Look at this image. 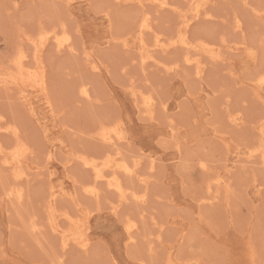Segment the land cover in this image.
<instances>
[{
	"label": "rangeland",
	"instance_id": "rangeland-1",
	"mask_svg": "<svg viewBox=\"0 0 264 264\" xmlns=\"http://www.w3.org/2000/svg\"><path fill=\"white\" fill-rule=\"evenodd\" d=\"M171 1L164 9L140 0H0V126L17 131L1 130L0 143L11 150L20 139L29 172L15 180L17 168L0 159V264H264V0H209L198 17L204 0ZM146 12L152 29L141 33ZM187 18L196 50L201 43L221 57L200 52L199 75L179 45L143 63L140 39L169 42ZM53 28L74 50L58 52L49 39L37 63L25 39L38 43ZM19 48L45 89L7 83ZM113 122L123 138L111 157L136 161L137 175L103 166L95 197L82 158L104 161L110 146L100 129ZM114 172L145 200L110 189ZM14 184L22 197L8 195ZM52 187L63 229L67 217L86 218L87 250L63 247L50 225Z\"/></svg>",
	"mask_w": 264,
	"mask_h": 264
},
{
	"label": "bare ground",
	"instance_id": "bare-ground-1",
	"mask_svg": "<svg viewBox=\"0 0 264 264\" xmlns=\"http://www.w3.org/2000/svg\"><path fill=\"white\" fill-rule=\"evenodd\" d=\"M145 1H149V2H151L153 4H155L156 7L164 8V9L165 8H169L170 6H172V1L171 0H140V3L143 4ZM208 2H209V0H204L203 1L202 9L197 11L195 13L194 17H198L201 14H208L207 6H206V4ZM150 20L151 19L149 17V14L146 12L144 17H143V19H142V22L140 24V32L141 33H144L146 30L152 29ZM190 21H191V18H189V19L187 18L184 21V25L179 29L178 34L176 36H174L173 38H171V40L169 39L170 41L168 39L166 40V41H169V42H165L164 39H162L159 36H156V39H155L154 43L151 45V44L146 43L144 38L142 36H140L142 38L140 39V43L141 44H140V47H139L140 49L139 50H140V52L145 53V55L143 54L144 55L143 59H142L143 63H146V61H152L154 64H156L157 59H155V57L153 55L154 49L158 48L159 50L165 52L168 48H171L173 46H178L179 45L181 48H183L185 50V54H184L185 56L183 58V61L186 64L194 65L195 69H196V73L199 75V74H201L203 72V68H204L203 67V62L201 61V59L198 58L199 57L198 54H200V52H203V53L206 52L209 55V57L212 58V59H214V58L218 59L219 57H221L220 52L215 50L214 47H212V48L211 47H207V46L205 47L201 43H199V46L200 47L202 46L201 47V51L199 52V50H196L197 45H192L193 43H191V41H189L190 39H188L187 27L190 25ZM42 28H44V27L42 26ZM57 31H58V29H57ZM28 36H31V35H27L26 37H28ZM40 38H41L40 41L38 40L39 44L36 42L37 41L36 38L32 39V37H30V38L25 39V40H28V41H30L31 43H33L34 45L37 46V51L35 53L36 55L33 53L35 55L34 57H35V60L37 61V63L40 62V55L38 54L39 53L38 47H40V46H44L45 47L46 41H49V39H52V41H54V42H52V41L51 42L55 44L54 45L56 47L55 49L58 52H61V51L65 50V49H69L71 51L74 50L73 42H71L69 40V38L66 39V38L59 37L57 35V32H56V30L54 28L50 29V30L42 31L41 34H40ZM200 47H198V48L200 49ZM17 51H18L17 52V56L15 58L13 57L15 59V61L13 62L14 63L13 65L17 69V74H10L11 78L9 80H7V83H9V82L16 83V84L20 83V84H24L25 86H27L29 88L30 87L31 88L32 87H35V88L39 87L40 89H45V76H44V74L42 72H39V71L32 72L31 71L32 69L30 70L29 67H27V63H28L26 61L27 55L23 51V48L22 49L19 48ZM42 51H43V49H42ZM43 55H44V53H43ZM96 66L98 67V65L92 66L93 69L94 68L97 69ZM44 71L45 70H43V72ZM0 82H2V83L4 82L5 83L6 80L0 79ZM88 90L89 89L87 87H83L81 89V93L84 96H86V97L88 96L89 97L90 95H89V91ZM143 103H144V105L146 107L153 106L154 103H153L152 96H147ZM119 127H120V125H119ZM1 130H6L9 133L11 131H13L14 132L13 134H15L17 136V131H15V127H14V129H11V126H5V127L0 126V132H1ZM100 131H101V137L103 138V140L105 142L104 144L106 146H108V147L110 146L107 151H105V152L103 151L104 153H102L104 155V157H105L104 161L103 162H98V161H96V159H88V158H82L81 157L82 160H83L84 165L86 167H88L91 171H93V173L95 175L93 180L90 181L88 184H86L85 191L87 193L95 196V197H99L100 196V194H99L100 190L98 189V182L105 178V171L103 170V166H108V167L112 168L113 171H115V172L117 170H119L120 172H123L126 175H132V176L133 175H137V171H136L135 167H133V166H137V162L136 161H135L134 165H130L127 162L118 163L117 162L118 160L116 158H114L113 156L111 157L112 151H114V152L118 151V148L120 146H117V145H119L118 143L123 138V135L121 134L120 130L117 128V122H113L111 124V126L104 125L102 127V130L100 129ZM16 142L17 143L13 144L11 150L5 149L2 146V144L0 143V159L2 160L3 164L5 166H7V167H11L12 169L13 168H17V170H15V173H14L15 180L24 179L29 174L28 171L22 170V168H21V165H22V163L24 161V157H26L27 148H26L25 144L22 143V141H20V139L16 138ZM263 160H264V158H263ZM115 172H114V175H113L112 178L107 179V180L105 179L106 180V184L108 185V187L110 189H112L122 199L132 198V199L140 200V201H144L145 200V196L143 194L140 193L141 194L140 195L139 193H137V191L135 192L134 189L133 190H131V189L127 190L124 187V185H123V181L121 180V178L118 175H116ZM137 178H139V180L144 182V183H146V181H147V179L145 177H142V175H138ZM215 181H216V184H218V185L222 184V181H221L220 177H216ZM51 190L52 191L50 193V198H49L50 200L48 202V210H49V213H50L49 214V220L51 221L50 225L52 226L54 231H56L57 233H59L62 236L63 247L68 246L70 244V242H74L77 245H79L80 247H82V248L87 250L88 247H89L90 241H89V238H88V235H87L88 230H87V228L85 226L86 218H85V220L83 218L82 219L83 221H82V220H79V219L78 220L73 219L72 217H67V219H68V221L70 223V226L67 229H63L60 226L59 222L57 221V217L58 216L55 215V212H54L53 201L55 199V196L57 195V189L55 187H52ZM8 195L20 198L23 195L22 189L17 187L16 185L12 186L11 188H9ZM116 205L117 204H114V209L115 210L118 207ZM36 226L37 225L35 224V227ZM135 226H136V223L134 221L133 222L130 221L128 223L127 228H128L129 231H131L130 232V238H133V231L132 230L135 228ZM33 229H35V228H33Z\"/></svg>",
	"mask_w": 264,
	"mask_h": 264
}]
</instances>
